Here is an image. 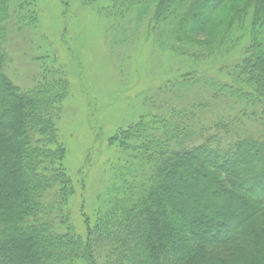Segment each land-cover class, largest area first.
Wrapping results in <instances>:
<instances>
[{
    "label": "trees",
    "instance_id": "trees-1",
    "mask_svg": "<svg viewBox=\"0 0 264 264\" xmlns=\"http://www.w3.org/2000/svg\"><path fill=\"white\" fill-rule=\"evenodd\" d=\"M79 1L109 18L113 46L145 39L221 74L169 80L107 139L83 82L94 145L76 170L70 75L51 46L32 77L13 70L11 35L37 32L39 0H0V264H264V0ZM95 174L83 234L73 201Z\"/></svg>",
    "mask_w": 264,
    "mask_h": 264
},
{
    "label": "rangeland",
    "instance_id": "rangeland-1",
    "mask_svg": "<svg viewBox=\"0 0 264 264\" xmlns=\"http://www.w3.org/2000/svg\"><path fill=\"white\" fill-rule=\"evenodd\" d=\"M39 5L41 12L37 32L32 31L31 36L25 38H17L14 36L15 33L11 35L10 48H13L15 60L13 70L17 77L25 79L32 77L42 65V60H39L38 56H46L47 47L51 46V50H54L58 57V64H61L63 70L70 75L75 87L74 104L71 108L77 109L79 113L76 121L66 123L65 130L71 146V161L76 170L81 166L80 164H85L87 155L84 156V153L88 151L89 145L90 147L94 145L90 125H87V99L86 92L83 91V82L88 81L92 89V115L94 113L95 121L99 126L96 132L107 139L119 120L125 124L136 118L139 114V112L135 113L136 110L143 112L146 109L151 110V107L147 106L151 104L143 99L155 97L157 89L159 90L169 80L195 71L211 73L216 77L221 74L217 72L220 67L216 70L212 64L214 61L209 59L196 60V62L192 60V62L185 57L177 58L178 60L173 62L168 58L173 56L165 52L161 53L157 46L145 39L137 40L131 46H113V36H109L106 31L109 18L105 14L98 13L96 7L80 5L79 0L78 2L39 0ZM36 34V38L41 37V39H36L37 45L32 46V37ZM194 37L205 41L210 39L211 35L209 32H202L195 34ZM242 51L241 47L236 49L235 58ZM220 56L222 59L217 60V63L228 59L226 55ZM84 77L87 80L83 81ZM83 95V101H79L80 96ZM86 96L91 98L90 94ZM148 110L147 112H150ZM73 132L77 133L76 136ZM106 145L105 140L103 149ZM104 157L105 155L102 156V161ZM99 166L100 164L96 169H91L90 174L99 171ZM79 171L75 172L79 173ZM95 175L93 180H87L86 191L84 186L77 188V196L73 201L75 224L83 234L87 230L86 217L92 211L96 191L100 190L98 183L100 175Z\"/></svg>",
    "mask_w": 264,
    "mask_h": 264
}]
</instances>
